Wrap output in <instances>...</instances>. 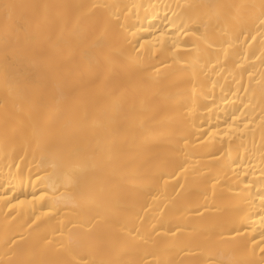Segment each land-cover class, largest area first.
<instances>
[{
  "label": "bare ground",
  "instance_id": "obj_1",
  "mask_svg": "<svg viewBox=\"0 0 264 264\" xmlns=\"http://www.w3.org/2000/svg\"><path fill=\"white\" fill-rule=\"evenodd\" d=\"M0 264H264V0H0Z\"/></svg>",
  "mask_w": 264,
  "mask_h": 264
}]
</instances>
